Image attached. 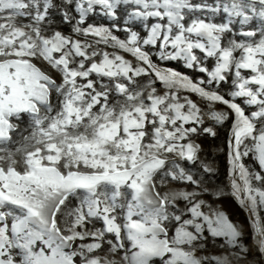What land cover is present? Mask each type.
<instances>
[{"label": "snow or ice", "instance_id": "1", "mask_svg": "<svg viewBox=\"0 0 264 264\" xmlns=\"http://www.w3.org/2000/svg\"><path fill=\"white\" fill-rule=\"evenodd\" d=\"M262 213L264 0H0V264H264Z\"/></svg>", "mask_w": 264, "mask_h": 264}, {"label": "rangeland", "instance_id": "2", "mask_svg": "<svg viewBox=\"0 0 264 264\" xmlns=\"http://www.w3.org/2000/svg\"><path fill=\"white\" fill-rule=\"evenodd\" d=\"M52 18L63 32L67 34L70 31V28L68 26L60 24V17L58 15L53 14ZM90 22H94L96 24H104L105 26H108L110 24V21L100 16L92 17ZM133 30L142 33L143 26L137 23L133 26ZM125 55H126V58H130V57H127V54ZM161 66L170 67L175 71L181 72L183 75H187L190 78H193L194 80L202 77L203 75V74L195 72L194 70L185 68L182 62L170 61V62H166L162 64ZM229 90H230V84L221 86V91H223L225 94H227ZM225 139H226V131L224 129H220L218 133V137H208L207 139L202 137L199 141H197L198 143H201L202 148L205 150L203 153V156L207 157L208 162H214L215 165L219 169L218 175L214 177L213 179V183H222V184L227 183L225 179L226 168H227V161H226L225 153L224 151H215V149H221L226 146ZM245 162L249 168L259 170L258 163L251 156L245 158ZM222 207L226 211V213L229 214L230 219H232L234 222H241L245 224L249 223V221L247 220V212L239 208L234 198L225 197L222 203ZM262 215H264V213H262ZM97 226H99V224ZM221 243L222 241L213 243L211 238H209L208 251L210 253L219 252L221 250L220 249ZM244 243L245 245H251L252 240H251L250 232L245 236ZM258 259H260V257L258 256L257 253H255V251L249 256L250 261H256Z\"/></svg>", "mask_w": 264, "mask_h": 264}]
</instances>
